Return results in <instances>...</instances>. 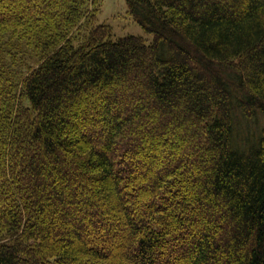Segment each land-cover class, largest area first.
Returning <instances> with one entry per match:
<instances>
[{
	"label": "trees",
	"instance_id": "1",
	"mask_svg": "<svg viewBox=\"0 0 264 264\" xmlns=\"http://www.w3.org/2000/svg\"><path fill=\"white\" fill-rule=\"evenodd\" d=\"M126 2L0 0V264H264V0Z\"/></svg>",
	"mask_w": 264,
	"mask_h": 264
},
{
	"label": "rangeland",
	"instance_id": "2",
	"mask_svg": "<svg viewBox=\"0 0 264 264\" xmlns=\"http://www.w3.org/2000/svg\"><path fill=\"white\" fill-rule=\"evenodd\" d=\"M97 21L98 25H106L112 29L113 41L133 36L143 38L148 44L153 42V35L147 33L136 22L135 18L130 15L126 0H101V8ZM250 126L252 129L247 131L251 133L252 131H255L259 125L257 124L255 127L252 124ZM243 131L244 129L241 128L239 133L241 134ZM241 135L243 136V134Z\"/></svg>",
	"mask_w": 264,
	"mask_h": 264
}]
</instances>
